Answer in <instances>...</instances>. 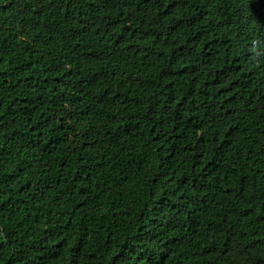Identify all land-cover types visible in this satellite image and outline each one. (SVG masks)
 Masks as SVG:
<instances>
[{"label":"trees","instance_id":"trees-1","mask_svg":"<svg viewBox=\"0 0 264 264\" xmlns=\"http://www.w3.org/2000/svg\"><path fill=\"white\" fill-rule=\"evenodd\" d=\"M254 47L264 0H0V264H264Z\"/></svg>","mask_w":264,"mask_h":264},{"label":"clouds","instance_id":"clouds-1","mask_svg":"<svg viewBox=\"0 0 264 264\" xmlns=\"http://www.w3.org/2000/svg\"><path fill=\"white\" fill-rule=\"evenodd\" d=\"M253 44L256 45L257 42L254 41ZM253 51L255 52L256 55H260V54L264 53V49H258L256 47L253 48Z\"/></svg>","mask_w":264,"mask_h":264}]
</instances>
